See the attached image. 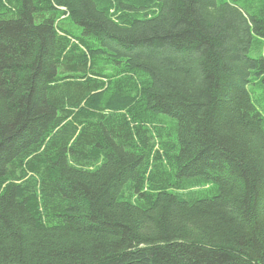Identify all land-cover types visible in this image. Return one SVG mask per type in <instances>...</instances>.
<instances>
[{
	"label": "trees",
	"instance_id": "obj_1",
	"mask_svg": "<svg viewBox=\"0 0 264 264\" xmlns=\"http://www.w3.org/2000/svg\"><path fill=\"white\" fill-rule=\"evenodd\" d=\"M262 101L264 0H0V264H264Z\"/></svg>",
	"mask_w": 264,
	"mask_h": 264
},
{
	"label": "rangeland",
	"instance_id": "obj_2",
	"mask_svg": "<svg viewBox=\"0 0 264 264\" xmlns=\"http://www.w3.org/2000/svg\"><path fill=\"white\" fill-rule=\"evenodd\" d=\"M258 108L261 112H263V108H264V101H262V104H260L259 102H257Z\"/></svg>",
	"mask_w": 264,
	"mask_h": 264
}]
</instances>
